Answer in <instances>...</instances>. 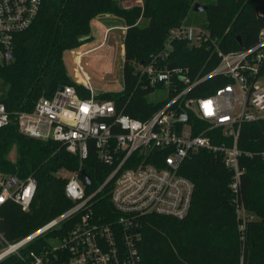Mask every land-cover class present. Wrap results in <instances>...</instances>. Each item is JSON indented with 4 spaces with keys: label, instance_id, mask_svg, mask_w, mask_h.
<instances>
[{
    "label": "trees",
    "instance_id": "obj_1",
    "mask_svg": "<svg viewBox=\"0 0 264 264\" xmlns=\"http://www.w3.org/2000/svg\"><path fill=\"white\" fill-rule=\"evenodd\" d=\"M143 7L120 6L119 0H42L39 14L15 40V59L0 64V101L10 114L31 111L40 98L51 97L58 88L72 85L88 96L67 73L64 54L92 38V22L114 16L123 22V90L98 93L97 99L114 101L117 111L138 120L148 119L160 106L147 98L149 89L133 63H149L164 49L170 29L185 23L211 31L215 46L223 52L237 51L257 42L264 28V0H141ZM207 7L195 12V4ZM140 22L138 23V21ZM213 44L190 46L175 42L165 64L189 69L191 76L207 72L219 63ZM213 55V56H212ZM227 81L224 80V84ZM221 85L209 79L193 96H208ZM218 86V87H217ZM13 117V115H12ZM231 144V142H230ZM242 152L240 190L231 188L234 172L221 155L201 150L186 157L179 173L194 185L192 205L183 220L150 215L142 219L140 252L152 264H264V121L246 123L238 139ZM14 153V158L11 155ZM80 168L78 154L58 141L27 137L11 124L0 129V175H17L37 181L29 211L7 202L0 208V234L14 243L41 228L59 211L64 179ZM82 170L95 188L107 180L111 169L99 162L93 147ZM112 182L94 200V208L114 212ZM243 207L247 218L237 214ZM73 220L41 236L30 248L43 249L47 239L65 235ZM243 225V230L240 227ZM0 264H25L16 255Z\"/></svg>",
    "mask_w": 264,
    "mask_h": 264
},
{
    "label": "built area",
    "instance_id": "obj_2",
    "mask_svg": "<svg viewBox=\"0 0 264 264\" xmlns=\"http://www.w3.org/2000/svg\"><path fill=\"white\" fill-rule=\"evenodd\" d=\"M41 5L42 0H0V64L14 61L16 37L31 27ZM137 5L143 7L142 1ZM115 29L125 35L128 28L106 29L100 47ZM177 41L190 46L216 44L207 28L183 23L169 30L157 57L147 64L133 63L142 88L150 91L148 100L160 104L144 121L118 112L114 101L97 99L98 94L82 70L84 80L77 84L88 96L72 85L62 86L51 97L40 98L31 111L14 114L0 101V129L14 124L21 134L58 141L80 158V168L64 179L59 211L52 220L14 243L0 234V263L16 255L25 264H152L140 252L142 219L150 215L186 218L194 185L179 170L186 157L201 150L222 156L234 172L231 188L239 192L241 128L246 123L264 121V28L252 46L230 52L215 46L213 54L219 63L196 76H191L189 69L168 68L165 64ZM85 53L75 57L80 60L74 59V63L80 65ZM213 78L221 84L214 93L191 95ZM158 94L165 97L152 101ZM90 147L97 160L111 169L98 188L81 176ZM110 182L114 212L100 214L94 200ZM36 191L33 177L0 175V208L11 201L27 212ZM240 210L246 213L238 206L237 212ZM69 220L74 222L65 235L49 237L43 249L35 246L25 255L23 251L41 236ZM53 240L60 244L53 246Z\"/></svg>",
    "mask_w": 264,
    "mask_h": 264
},
{
    "label": "rangeland",
    "instance_id": "obj_3",
    "mask_svg": "<svg viewBox=\"0 0 264 264\" xmlns=\"http://www.w3.org/2000/svg\"><path fill=\"white\" fill-rule=\"evenodd\" d=\"M119 3L123 8H130L140 3V0H119ZM121 26L123 22L114 16L99 17L92 22V38L64 54L65 67L71 79L76 82L84 80L82 70L97 94L123 90V32L118 29L113 30L104 45L100 47L105 38L106 29ZM83 53L85 54L81 58L80 65L75 64V57ZM75 61L78 62V58ZM164 97L165 95L158 94L151 100L158 101ZM11 157L14 158V153ZM238 213L242 217H247L243 210ZM51 244L58 246L60 242L53 240Z\"/></svg>",
    "mask_w": 264,
    "mask_h": 264
},
{
    "label": "water",
    "instance_id": "obj_4",
    "mask_svg": "<svg viewBox=\"0 0 264 264\" xmlns=\"http://www.w3.org/2000/svg\"><path fill=\"white\" fill-rule=\"evenodd\" d=\"M207 9L206 6L204 5H201L199 3L195 4L194 6V11L195 12H203ZM237 42L238 44L243 47V42H242V38L240 36L237 37ZM82 178L84 179V181H86L87 184H91L92 183V180L91 178L89 177V175L85 172V171H82V174H81Z\"/></svg>",
    "mask_w": 264,
    "mask_h": 264
},
{
    "label": "bare ground",
    "instance_id": "obj_5",
    "mask_svg": "<svg viewBox=\"0 0 264 264\" xmlns=\"http://www.w3.org/2000/svg\"><path fill=\"white\" fill-rule=\"evenodd\" d=\"M78 60H80V59L78 58Z\"/></svg>",
    "mask_w": 264,
    "mask_h": 264
}]
</instances>
